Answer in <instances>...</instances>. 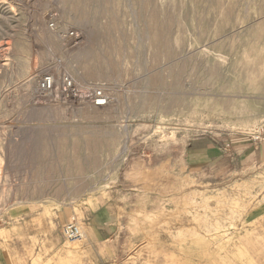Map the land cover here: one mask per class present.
<instances>
[{
	"label": "rangeland",
	"instance_id": "obj_1",
	"mask_svg": "<svg viewBox=\"0 0 264 264\" xmlns=\"http://www.w3.org/2000/svg\"><path fill=\"white\" fill-rule=\"evenodd\" d=\"M263 198L264 0H0V264H264Z\"/></svg>",
	"mask_w": 264,
	"mask_h": 264
},
{
	"label": "built area",
	"instance_id": "obj_2",
	"mask_svg": "<svg viewBox=\"0 0 264 264\" xmlns=\"http://www.w3.org/2000/svg\"><path fill=\"white\" fill-rule=\"evenodd\" d=\"M56 16L51 17V22L56 20ZM85 35L78 29L69 27L64 31V41L71 47H79L84 43ZM60 61V60H58ZM53 84V78L51 76H45L40 81V88L48 92L51 90ZM81 87L74 81L69 73H64L62 79V94L77 96L81 94ZM92 101L95 106L101 107L106 103V98L98 89L93 90ZM63 236L69 241H82L85 238L83 227L79 223L68 222L62 228Z\"/></svg>",
	"mask_w": 264,
	"mask_h": 264
},
{
	"label": "crops",
	"instance_id": "obj_3",
	"mask_svg": "<svg viewBox=\"0 0 264 264\" xmlns=\"http://www.w3.org/2000/svg\"><path fill=\"white\" fill-rule=\"evenodd\" d=\"M259 146H255V149H259ZM262 148V147H261ZM260 148V149H261ZM227 149H221V159L224 158V155L227 153ZM210 154H214L209 152ZM255 154V153H253ZM103 208V207H102ZM260 209H263L262 217H264V198L262 199L261 207ZM113 218V216L110 215V213L106 212V210H103L101 208H98L97 210H94L90 217L88 218L89 222L87 223V233L89 237V240L93 241L94 243H100L101 242H107L108 239L105 237V233L107 234L106 229L110 226V220ZM68 217H63L61 220V224L69 222ZM84 225H86L84 223ZM61 227V226H60ZM105 227V228H104ZM5 264H20V259L18 256L15 257V259H12V257L9 260L5 261Z\"/></svg>",
	"mask_w": 264,
	"mask_h": 264
},
{
	"label": "bare ground",
	"instance_id": "obj_4",
	"mask_svg": "<svg viewBox=\"0 0 264 264\" xmlns=\"http://www.w3.org/2000/svg\"><path fill=\"white\" fill-rule=\"evenodd\" d=\"M85 237H86V233H85Z\"/></svg>",
	"mask_w": 264,
	"mask_h": 264
}]
</instances>
